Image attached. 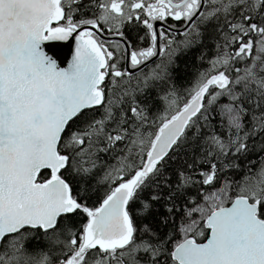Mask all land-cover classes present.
I'll use <instances>...</instances> for the list:
<instances>
[{
	"label": "snow or ice",
	"instance_id": "1",
	"mask_svg": "<svg viewBox=\"0 0 264 264\" xmlns=\"http://www.w3.org/2000/svg\"><path fill=\"white\" fill-rule=\"evenodd\" d=\"M0 264H264V0H0Z\"/></svg>",
	"mask_w": 264,
	"mask_h": 264
},
{
	"label": "water",
	"instance_id": "2",
	"mask_svg": "<svg viewBox=\"0 0 264 264\" xmlns=\"http://www.w3.org/2000/svg\"><path fill=\"white\" fill-rule=\"evenodd\" d=\"M53 45H56V49L57 51L60 52V59L65 61V63L63 64V66H67L66 61L71 59V46L69 45L68 42H50Z\"/></svg>",
	"mask_w": 264,
	"mask_h": 264
}]
</instances>
